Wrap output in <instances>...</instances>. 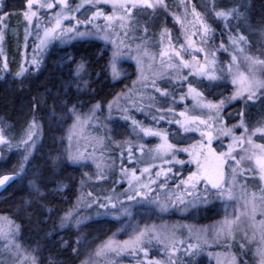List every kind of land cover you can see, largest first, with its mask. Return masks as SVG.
Listing matches in <instances>:
<instances>
[{"label":"rangeland","instance_id":"obj_1","mask_svg":"<svg viewBox=\"0 0 264 264\" xmlns=\"http://www.w3.org/2000/svg\"><path fill=\"white\" fill-rule=\"evenodd\" d=\"M10 1H12V4L9 5L7 3L8 0H0V7L3 8L5 13H8L7 18L3 22L5 40L2 45L3 55H0V81L4 82L7 88H9L11 82L19 81L26 77V79L31 80L33 85H36L31 90L29 105L24 101L25 96L23 97L24 100L20 103L16 128L13 127L12 129H8V131H3L0 128L5 139L9 142L8 144H0V163H4L8 158L11 161L9 164L1 166L2 171H10L13 168V170L18 172V164L26 154V147L30 152L29 162L25 164V171L19 173L18 180L11 185L14 187V192L10 194L8 190L9 186L0 194V218H6L0 220V227L4 229L9 227L11 229L12 236L10 241L21 246V253H30L35 256L38 264H82L85 261L88 264H97V261L100 260L111 262L118 260L119 262L121 261L120 258H114V253L116 252L118 254L125 252L138 255L144 254L142 253L143 250H133L123 247V242L133 238L140 230L154 228L156 233L167 238L162 241L153 238L150 243H161V246L166 248V251H169L168 259L173 258L172 260H174L177 259L176 254L179 248L176 246L178 243L172 239L169 232L172 226L186 230L188 232H186V235L194 238L192 239L193 241L211 240V236H221V226L226 219L236 220L237 215L245 210L244 205L246 200L250 201L253 194L257 198L260 197L261 189L264 188V182L259 179V172L256 169L254 161L247 159L242 162L247 179H238L233 188V199L231 200L218 198L214 193L205 192L204 189L196 197L195 192L198 188L188 190L184 195H176L168 189L160 192L159 188L161 189L160 185L162 183L166 186L168 182L173 183L175 181L176 188H178L177 185L179 184V181L174 179L175 176L169 175L166 179L163 174L168 166L157 156L155 151L157 145L161 143L160 138L156 136H144L138 129L134 128L132 120L127 119L129 120L127 124L124 118L121 119V113H119L118 117L113 116L115 112H120L121 107L118 105V100L142 101L140 105L144 109L151 108L149 105H145L147 101L145 95H141L145 89L142 87L143 82L138 79L140 73L137 70L136 60L131 57L139 54L146 78L150 72L149 69L155 72L158 70L160 64L148 62V59L142 56L143 52L141 49L143 43L136 44L134 45L135 50L132 54L126 49L124 50L125 54L123 58L120 56L117 59L116 66L119 76L117 79L112 78L109 63L114 46L111 41L116 40L120 42L124 40V43H126L132 18L130 21H126L127 35H125V29L121 28L120 23L114 20L111 29L114 34L107 41L101 38L103 33L96 34V29L90 24L77 25L75 20L64 21L65 27L75 26L79 28V31L91 34L84 37H74L69 34L66 37L51 41L41 51L37 48L39 40L34 28L30 29L32 34L29 35L27 47H25L24 33L26 25L23 22L21 13L24 10L26 0ZM218 1H220V3L218 2L220 8H222L221 6L226 0ZM69 3L72 7H75L76 4L80 3V0H69ZM88 8L89 6H86L80 12L75 13V15L80 20H83L86 16L91 15V11ZM54 11H59V8ZM104 11L111 14V6H105ZM120 14L119 12L116 13L117 16ZM51 15L52 13L41 15L40 35L43 34V27L48 23ZM231 21L235 27L239 23V25L243 24L244 28H246L250 18L246 22L234 19ZM94 23L101 26L106 24L102 19ZM224 30H226L228 35L229 30ZM88 39L100 43L98 57L106 53L108 63L102 69H98L96 64L87 66V61H84V72L80 76H76L75 69L83 60H76L74 58L72 47L76 42ZM34 55L40 61L38 68L29 63ZM5 61L7 62L6 71L3 69ZM22 64L28 71L25 72L24 76L18 77L16 74L20 71ZM237 67L242 68L239 62L237 63ZM148 77L152 79L153 74ZM260 77L264 78V76ZM81 81H87L89 86L85 87ZM134 81L137 82L135 86L133 84ZM96 84L101 85V87H96ZM112 84H117L119 87L116 92L115 88H112ZM185 91H187V87ZM233 91H235V88ZM222 93L223 90L219 89V95ZM187 99L190 101L189 114L201 115L203 118H208L210 113L207 110L199 109L190 96ZM68 101H71L68 103V108L71 109L75 105L76 114L80 115L81 119L86 120L82 126L77 125L75 116L64 108V104ZM235 103H237L236 109L224 113L225 109L229 106L233 107L236 105ZM97 104L101 105V107L94 108ZM109 104L112 105L111 108H109ZM134 105L135 103L130 102L127 104V107L131 108ZM240 112L244 113L243 119L250 130L259 126V121H264V104L258 101L255 103L246 102L243 98L228 101L221 113V119L227 127L233 128V132L237 137L244 134V129L238 127L241 121V117L238 115ZM145 113L146 115L153 116L151 112ZM173 118V116H168L165 120ZM33 119L37 123L35 146H30V142L29 145H26L22 141L27 139V131ZM209 122L212 124V128H203L201 131L210 130L213 132V149L217 152H226L228 146L233 143L232 138L218 135L221 125L214 118ZM98 123L107 132L109 131V137L112 139V144L115 147L123 146L127 154L129 145H132L134 148L133 159L131 161L133 164L130 168L125 169L128 174L125 175L122 170L118 172L116 179L112 181V185L104 173V180L101 178L104 182V188L101 187L103 183H99L96 176L97 169L91 168L88 165L90 161L92 163L104 162L105 156L102 150L95 151L89 147L87 158L90 161L73 162L70 159V157L80 155L84 151H81V148L84 146L94 144V139L89 142L91 138L88 136L86 130L88 128V131L94 132ZM170 125L176 126L179 129L176 137L183 144L176 145L177 147L181 146L180 148L190 149L200 142L196 136L190 138L178 125L174 123ZM147 127H152V125L149 124ZM152 128L168 133V130H165V128L162 129L158 126ZM148 139L154 141L153 145L149 147L145 146L144 143ZM252 140L255 144H264V138H261L259 134L253 136ZM169 142L174 144L170 136ZM140 146H143V152L139 151ZM249 148L250 146L247 144L236 146L235 154L237 155V159L246 154L244 149ZM12 150L16 154L11 153L10 151ZM120 153H123L122 150ZM179 154L184 156V154L188 153L179 152ZM136 156L137 159L141 158L140 162L136 161ZM144 168H150V173L142 174V169ZM231 168L232 164L229 163L227 167L226 187L232 185ZM133 169H135L136 175L141 178L144 184L149 183V175L156 181V183L151 184V191L148 193L147 199L138 197L136 200L128 201L127 197H125L123 199L124 202L122 201L113 211H109L107 207L108 210L104 214L92 213L89 216L84 214V220H80L78 227L73 224L70 228L61 229L59 226L58 229L56 228V223L60 224L59 220L67 212H72L74 216L75 211L72 210V203L77 202V208L80 210L96 207L98 203L97 199L102 196V190L106 191L104 201L107 206H111L112 203L117 202V199L119 201V199L126 196L125 193L130 187L128 181L131 178V171ZM157 172H161L159 178L156 177ZM80 175L82 176L81 178ZM83 179L85 182H88L90 187L92 186L91 192H85L88 198H93V200L90 199V203L89 200H85L81 191ZM33 182L39 187L40 192L44 193L43 197L34 191L32 187ZM242 185H246V187L242 188ZM70 189L71 193L75 192L76 198L72 201V197L71 201L69 202L68 200L69 203H67V198L63 194ZM107 197H112L111 203L108 202ZM178 198H182L183 203H180ZM167 200H171L172 203L169 204L166 211H160L157 207V202ZM54 202L56 204L53 206ZM65 205L67 207L63 212ZM122 205L129 208L131 215L123 214ZM97 207L101 211L106 208ZM41 213L43 214L41 215ZM9 221L12 222L11 225H9ZM41 221H45V223H41ZM16 226H18V231L16 230ZM232 227L233 235L241 238L247 237V239H244L247 243L261 244L259 224H254L248 217L240 216L239 220H236V223ZM209 231L212 233H208ZM62 240L72 244L73 247L78 246V254H73V257L70 259L65 258L61 252L65 250L64 244L61 243ZM77 241H79L78 245ZM217 241L214 240L213 243ZM150 243L144 245L147 252L150 251ZM105 245H109V247L105 248ZM58 251L61 253L58 254ZM173 254L174 257L172 256ZM256 258L257 264H260L259 256L256 255ZM144 259L139 258V260ZM151 259L158 262V264H164L162 262L164 258H150L146 261L150 262L152 261ZM193 261V264H232L231 257L225 254L201 253ZM137 264L149 263L138 261Z\"/></svg>","mask_w":264,"mask_h":264},{"label":"snow or ice","instance_id":"obj_2","mask_svg":"<svg viewBox=\"0 0 264 264\" xmlns=\"http://www.w3.org/2000/svg\"><path fill=\"white\" fill-rule=\"evenodd\" d=\"M110 5L112 12L111 14L104 11V7ZM89 6L88 10L91 11L90 16H86L83 20H80L75 13L80 12L81 9ZM158 7L166 8L163 0H80V3L76 4L75 7H72L69 3V0H26L24 10L21 15L23 17V22L26 25L24 40L25 47H27V40L29 35H31L30 29L34 28L36 31L37 39L39 44L37 48L41 51L45 49L49 43L55 39L63 38L71 34L74 37H84L90 35L89 32H81L78 27H65L64 21L75 20L77 25L86 24L92 25L96 29V34L103 33L102 39L109 40V38L114 34L111 29L113 27L112 22L118 21L121 28L125 29V35H127L126 21H130L131 17L134 15L133 9H156ZM218 5L213 2L211 8L209 9V15H214L215 18L229 22L225 24L226 28H229L230 34L228 36V44L226 45L221 39L219 44L215 43V31L212 26L207 23V20L200 15V13L195 11V7L192 9L193 15L196 17L195 23L199 24V29L196 32L191 34L185 33V40L183 43L177 41L174 45L172 43V38L168 35L167 30L161 34V50L159 52L160 64L157 71L153 73V78L150 83L148 79L144 76L142 59L137 54L132 56V59L136 60L137 70L140 73L138 79L142 81V87L147 89L151 87L155 94H158L159 99L156 95L148 96L147 99L151 102L150 107L156 106V112L153 114V120L157 123L163 121L169 115L173 116V119L167 120L169 124H176L184 132L199 131L202 138V143L199 144V151H190L189 148H179L175 144L169 142V136L166 131H160L152 127H146L141 122L133 119L132 125L135 129H138L140 133L144 136H156L159 137L161 143L157 145L155 151L159 158H161L165 164L169 165L166 171H164L165 178L167 179L169 175L175 176L179 180L178 188L183 187L188 190L197 189L200 184H203L204 191L208 193H214L218 198H227L229 200L233 199V188L238 182V179L244 178L245 169L242 166V162L247 160H253L256 169L259 172L260 181L264 182V144H255L252 140V137L259 134L261 138H264V121H259L258 125L251 130L246 126L243 119L244 113L240 112L238 115L241 117L240 124L238 127L244 129V134L237 137L233 128H229L224 124L221 119V113L225 108L226 104L230 100H236L238 98H243L246 102H260L264 104V78H260L256 75V67L259 66L264 68V59L258 57L245 55L244 60L248 63L249 71L248 74L240 72L237 67V55L236 52L243 54L245 52L244 45L249 43V38L245 34L239 31V23L236 25V29L233 30L230 24L231 20L237 21H247V5L243 3V0H236V3L232 7L219 8ZM59 8V11H54ZM121 13L119 16L116 13ZM52 13L51 18L48 23L43 27L42 35L41 32V20L40 17L43 14ZM8 13L3 11V8L0 7V55H3V42L5 40V31L3 28V22L7 18ZM104 20L106 24L101 26L95 24V21ZM177 22L179 18L177 17ZM264 23V20H262ZM130 26V25H129ZM146 31V30H145ZM262 34H264V28L261 29ZM199 35V43L193 40V36ZM223 35V34H222ZM167 36L168 43L164 47V37ZM114 50L112 57L110 59L109 67L111 69V74L113 79H117L119 73L117 71L116 62L117 59L124 55V50L122 47L123 42H118L116 40L111 41ZM223 51L224 53L229 54L230 60L227 65L224 63H219L217 60V52ZM203 54V61L200 60L199 56ZM264 55V52L261 53ZM190 57V58H186ZM29 63L38 68L40 61L37 56H33ZM236 68L234 71L233 69ZM3 69L7 70V62L5 61ZM187 69V74L183 70ZM85 70V63L81 61L76 69V76H80ZM170 70V71H169ZM28 71L24 65H21L20 71L16 74L18 77L24 76L25 72ZM167 76L168 80L164 83L158 81H163L164 77ZM201 77L207 79L214 87L219 86L215 82L227 80L228 77H231V83L235 86V91L230 97H225L220 99L218 102H213L207 100L204 96V92L200 90L199 86H193L192 81L189 80V77ZM85 87H88L87 81H81ZM137 82L134 81L135 86ZM187 85V92L183 91L184 86ZM177 89H179V95H177ZM191 97L196 106L201 110H207L210 115L208 118H203L201 115L189 114L188 111H180L178 114L175 111L174 105L178 102H183L188 97ZM161 101H163L161 103ZM68 101L64 104V108L72 115L75 116L77 125L82 126L86 120L81 119L80 115L76 114V106L73 105L71 109L68 108ZM109 104V108H111ZM101 105L97 104L94 108H100ZM179 118H175V117ZM126 120L129 119L128 116L124 117ZM215 119L217 123L221 126L218 131V135H223L231 137L233 143L228 146V150L217 152L212 148L213 135L209 131H201V126L203 128L211 129L212 124L209 122L212 119ZM236 127V126H234ZM37 123L35 119L30 123L27 131V139L23 140L22 143L30 146H35V135H36ZM9 142L5 139L4 134L0 131V144H8ZM249 145V149H244L245 155H242L237 159L235 154L236 146ZM194 148L196 146H193ZM139 151L143 152V146L139 147ZM187 152L190 159L188 163L195 164L196 170L189 171L186 177H183L182 174L172 173V168L176 164L183 166L185 161L177 159V153ZM25 155L23 160L19 162L17 172L13 170L12 174H3L0 175V187H4L10 181H13L19 173L25 171V164L29 162V149L26 147ZM134 148L132 145L128 147V157L131 162L133 159ZM123 158V153L121 154ZM73 162H77L80 157H70ZM231 163V180L232 185L226 187L227 181L224 180V169ZM99 168L100 165H97ZM124 174L127 175V171L123 169ZM150 168L142 169V174L150 173ZM161 172L156 173V177L159 178ZM98 178H103L102 176ZM129 190H127L126 197L128 201L136 200V198L147 199L148 193L151 191V184L156 183V181L149 175V183L144 184L140 177L136 175L135 169L131 171V178L128 181ZM163 183L160 187H163ZM32 187L40 196H44V193L40 192L39 187L33 182ZM246 185H242V188H245ZM91 195V194H89ZM109 203H111L112 197L106 198ZM180 203H183L182 198H178ZM171 200L167 201H158L157 207L160 211H166L171 204ZM100 207H107V204L101 203ZM112 208L116 207L115 203L111 204ZM244 211L240 212L237 215L236 220H239L240 216H246L251 221L255 222L256 214L259 213L261 216H264V188L261 189V195L259 198L253 194L251 200L245 201ZM122 212L124 215H131V212L128 207L122 205ZM43 213H41L42 215ZM6 218H0V220ZM72 212H67L60 219L59 227L61 229L70 228L72 226L71 221L74 220ZM236 220L226 219L221 226V234L226 238H233V224L236 223ZM9 225L12 224L11 221L8 222ZM45 223V221H41ZM80 221L75 219V225L78 227ZM18 231V226H16ZM259 231L261 237V245L256 249V255L260 258V264H264V220L259 222ZM6 231L3 227H0V236H5ZM155 238L157 240H164L167 237L161 236L156 233L155 229L145 228L138 231V233L128 241L123 242V247L131 248L133 250L140 249L144 251V255L147 256V251L144 248L146 243H150L151 240ZM242 239H247L243 237ZM65 246V250H71L73 254H78L79 247H73L72 244L67 241H61ZM79 241H77V245ZM5 247L10 253H14L16 260L13 264H38V261L35 256L30 253H21V246L15 244L12 241H9ZM109 245H105V248ZM196 247V245L189 244V250ZM245 244H240L241 255L244 254ZM35 251V250H33ZM99 254V253H98ZM232 264H246L243 259L237 260V257L233 256ZM82 264H88L87 261L82 262ZM149 264H158L156 261H150Z\"/></svg>","mask_w":264,"mask_h":264},{"label":"trees","instance_id":"obj_3","mask_svg":"<svg viewBox=\"0 0 264 264\" xmlns=\"http://www.w3.org/2000/svg\"><path fill=\"white\" fill-rule=\"evenodd\" d=\"M222 1V0H221ZM153 2H156V0H153ZM215 2L220 8V1L218 0H163L164 5H166V8L158 7L156 9H133L134 15L132 18V23L129 29L128 34V40L126 43H124V40L120 41L123 42L122 47L123 50L128 49L129 53L132 54L134 52V45L143 43V47L141 51L143 52L142 56L146 57L148 62H155L160 63V56L159 52L161 50V34L167 30L168 35L172 38V43L175 45L177 41L180 43H183L185 40V33L191 34L192 32H196L199 29V24L195 23L196 17L192 13L193 7H195V11L200 13L201 16H203L207 23H209L212 28L215 31V43L219 44L221 39H223L224 43L228 44V36L230 34L229 28L225 27V24L228 23L226 21L220 20L215 18L214 15H209V9L211 8L212 3ZM219 2V3H218ZM9 5L12 4V1L8 0L7 2ZM236 3V0H226L222 4V8L224 7H232ZM243 3L247 5V16L250 18L249 24L246 28H244L243 24H240L239 31L248 36L249 43L247 45H244L245 52L243 54L236 52V55L238 57L237 63L242 66V68H238L240 72L245 73V75L248 74L249 66L248 63L244 60L245 55L258 57L260 59H264V55L261 53L264 50V34L261 32V27L264 26V23H262V20H264V0H243ZM7 4V5H8ZM189 15V16H188ZM177 17L179 18V22H177ZM232 22V21H230ZM233 30L236 29L235 26H233V22L230 23ZM229 30V34L227 35L226 30ZM146 30V31H145ZM223 34V35H222ZM193 40L197 41L199 43V35L193 36ZM168 43L167 36L164 37V44L163 46L166 47ZM100 51V43L94 41V40H82L80 42H76L75 45L72 47V53L74 55V58L76 60H83L87 61V66H91L93 64H96L98 66V69H102L108 62V57L106 53H103L101 57H98ZM123 58V55L121 56ZM190 58V57H186ZM200 60L203 61V54H200L199 56ZM217 60L219 63H224L227 65L228 61L230 60V56L227 53H224L223 51L217 52ZM150 72L147 75L148 81L150 83V78L148 76L152 75L154 73V70L149 69ZM234 71L236 68L233 69ZM170 71V70H169ZM185 74H187V69L183 70ZM256 75L258 77L264 76V68H261L259 66L255 69ZM261 78V77H260ZM168 80V77L165 76L163 81H160V83H164ZM189 80L192 81L193 86H199L200 90L204 92V96L207 100H211L213 102H218L220 99L225 97H230L232 93L234 92L235 86L231 83V77H228L227 80H222L219 82H215L219 86L214 87L207 79L201 78V77H189ZM20 81V82H19ZM19 81H13L11 82V86L7 88L6 84L4 82L0 81V128L3 129V131H8V129H12L13 127L16 128V119H17V113L19 112V106L22 100L25 98V103H30L31 100V90L35 88L36 85H33L31 80L26 79V77L22 78ZM159 82V81H158ZM96 84V87H101V85ZM187 85L184 86L183 91H185ZM112 88H115V92L118 90L117 84H112ZM219 89L223 90V93L219 95ZM141 93V91H139ZM179 94V89H177V95ZM147 98L151 95H156L157 98L158 94H155L154 91L151 89V87L143 90V94ZM25 96V97H24ZM24 97V98H23ZM222 97V98H221ZM145 105H150V101L146 99ZM118 105L121 107L120 112H115L113 116H117L120 114L121 119H123L125 116H128L130 120H137L141 122L144 126H149V124L152 125V127H160L165 128V130H168L169 136L171 140H173L175 145H182L183 143L180 142V140L176 137V134L179 133V129L177 127H174L173 125H170L167 120L159 121L157 123L153 120V116L146 115L145 112H156V106H152L151 108L144 109L143 106H141L140 102H137L135 100H129V101H123L118 100ZM135 103V105L131 108L127 107L128 103ZM163 101H161L162 103ZM242 102V101H240ZM239 103V102H237ZM236 105L229 106L227 109L224 110L225 112H231L234 109H236ZM189 104L190 101L188 99H185L183 102H178L174 105L175 111L178 114L180 111H188L189 112ZM23 105H25L23 103ZM29 105V104H28ZM171 116V115H169ZM178 117V116H177ZM125 119V118H124ZM129 120L125 119V122L128 124ZM91 124V123H90ZM89 124V125H90ZM172 126V127H171ZM177 129V130H176ZM177 131V132H176ZM88 132V136L91 138L89 140L92 141L94 139V144H90V146H84L81 148V151L84 150L80 155L77 156L80 157V159L77 161H90L89 158H87V153L89 150V147H91L95 151L102 150L105 156L104 162L100 163H90L88 164L91 168L97 169V178L102 176L104 180V176L106 174V177L111 181L112 185L118 172H120L123 169L130 168L133 162L129 161L128 154L126 153V149L123 148V146H114L112 144V139L109 137V131L107 132L105 128L102 127L99 123L97 124V128L94 130V132L88 131V128L86 130ZM138 132V131H137ZM145 146L149 147L150 145H153L154 141L151 140H145L144 141ZM96 144V145H95ZM181 146H179L180 148ZM246 148V147H245ZM146 149V148H145ZM123 152V158H121L120 151ZM11 153H15V151H10ZM13 156L12 154H10ZM139 156V155H138ZM125 157V158H124ZM188 155H181L177 153V159L180 160H186ZM140 157L136 161L140 162ZM6 162V163H5ZM4 163H0V175L6 174V173H12L13 168L10 169V171L5 170L2 171L1 166L3 164H9L11 161L6 159ZM97 165H100L98 168ZM134 166V165H133ZM175 169V167H173ZM124 172V171H123ZM105 173V174H104ZM82 175V174H81ZM80 175V178L82 177ZM86 179V178H84ZM83 179L81 184V191L83 193V196L85 197V200L90 199L93 200V198H88L85 195V192H91L92 186L88 184V182H85ZM101 178H98L99 183H103L101 185L102 188H104V182ZM174 179H177L174 177ZM178 180V179H177ZM87 181V180H86ZM97 181V182H98ZM179 181V180H178ZM96 182V183H97ZM97 185V184H96ZM121 188V186H119ZM118 188V187H117ZM168 189L172 193L180 192L181 195H184L186 192H188V189H185L183 187L176 188L175 181L168 182L166 186L159 188L160 192ZM10 194L14 192V187L10 186L8 188ZM158 190V191H159ZM67 191L64 193V197L67 198V203H69L73 197V200H75V192L71 193ZM71 193V195H70ZM106 195V191L102 190V196H100L97 201V206L100 207V204L104 201V197ZM95 197V196H94ZM126 196H124L122 199H117L116 207L122 203L123 199H125ZM69 200V202H68ZM124 202V201H123ZM126 203V201H125ZM53 204V203H52ZM56 204L54 202L53 206ZM68 205V204H67ZM67 205H65L63 212L65 211ZM89 208L86 210L77 208V202L72 203L71 207L72 210L75 211L74 217L75 219L84 220V214L92 215V213L95 214H104L108 209L109 211H113L116 209L112 208L111 206L107 207L101 211L98 207ZM112 209V210H111ZM59 214V212H58ZM75 219L71 221V224H75ZM261 220H264V216H261L259 213L256 214L255 222L254 224H259ZM51 221V220H50ZM60 221V220H59ZM57 222V219H56ZM52 224V221L50 222ZM55 223V222H54ZM59 224V223H58ZM56 223V228L58 229V225ZM6 235L0 236V264H13V262L16 260L15 254H12L8 251V249L5 247V245L10 241V238L12 236V231L9 227L5 228ZM171 233V237L175 242L177 248H179V251H177L176 258L177 259H168L169 251H166V248L161 246V243L157 242L155 244L150 243V251L147 252V256L144 254H133L130 252H125L122 254H118L117 252L114 253V258L121 259V261L118 262V260H115L116 262L111 261H97V264H137L138 261L140 262H147L149 263L150 258H157L162 259L164 258V261H162L164 264H193V260L196 259V257L201 253H207V254H219V255H227L228 257H237V260L243 259L246 264H257V258H256V249L261 245L253 244V243H247L244 239L241 237H238L236 235H233V238H226L223 234L221 236H211V240L204 239L203 241H193L188 235H186V230L173 227L169 230ZM188 233V232H187ZM208 233H212L209 231ZM260 235V234H259ZM210 239V238H209ZM201 240V239H200ZM214 240H218L216 243H213ZM220 240V241H219ZM245 244V250L244 254L241 255L240 252V244ZM258 243V242H257ZM196 245L193 249L189 250L188 245ZM148 246V245H147ZM62 255L65 258H71L73 257V253L71 250H63L61 251ZM58 251V254L61 253ZM142 253H144L142 251ZM174 257V254L172 255ZM139 258H145L144 260H139ZM152 260V259H151ZM153 261V260H152Z\"/></svg>","mask_w":264,"mask_h":264},{"label":"flooded vegetation","instance_id":"obj_4","mask_svg":"<svg viewBox=\"0 0 264 264\" xmlns=\"http://www.w3.org/2000/svg\"><path fill=\"white\" fill-rule=\"evenodd\" d=\"M176 127V126H175ZM203 129V127L201 126V130ZM212 134H213V132H212ZM187 135L190 137V138H192L193 136H196V137H198L199 138V143H197L196 145H194V146H196L195 148L194 147H191L189 150L190 151H199V144L201 143V140H202V138H201V136H200V132L199 131H191V132H187ZM191 140V139H190ZM212 148H213V144H212ZM186 155H188V154H186ZM189 159H190V157H189V155H188V157H187V159L186 160H184L185 161V164L183 165V166H181V165H179V164H176L175 165V169L174 168H172V173H177L178 171H179V173L180 174H182V176H187L188 175V173H189V171L191 170V171H195V164H192V163H188V161H189ZM168 167H169V165H167ZM227 167H228V165L225 167V169H224V180L226 181L227 180ZM171 176H173V175H171ZM204 185L203 184H200L199 185V187H198V189L196 190V192H195V195H196V197H198L199 196V194H201V191L204 189ZM176 195H180V192H176L175 193Z\"/></svg>","mask_w":264,"mask_h":264},{"label":"water","instance_id":"obj_5","mask_svg":"<svg viewBox=\"0 0 264 264\" xmlns=\"http://www.w3.org/2000/svg\"><path fill=\"white\" fill-rule=\"evenodd\" d=\"M9 175L12 174V173H8ZM18 177V176H17ZM17 177L13 180V181H10L7 185H5L4 187H0V194L2 192H4L9 186H11L16 180H17Z\"/></svg>","mask_w":264,"mask_h":264}]
</instances>
